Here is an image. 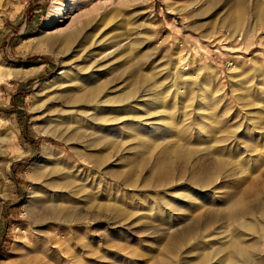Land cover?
Returning a JSON list of instances; mask_svg holds the SVG:
<instances>
[{"label":"rangeland","instance_id":"obj_1","mask_svg":"<svg viewBox=\"0 0 264 264\" xmlns=\"http://www.w3.org/2000/svg\"><path fill=\"white\" fill-rule=\"evenodd\" d=\"M206 1L0 0V264L166 259L160 240L141 223L115 224L110 213H100L95 221L65 225L54 215L61 209L59 218L90 217L103 205L131 220L164 214L180 230L187 223L180 217L194 221L211 206V232L178 253V264L192 249L210 252V243L216 255L209 264H243L234 255L243 242L257 243L249 264H264V24L255 25L245 13L235 35L222 19L238 9L207 7ZM250 1L247 11L261 0ZM76 29L85 32L81 42L87 50L77 42L61 52L62 38ZM175 64L184 77L173 75ZM128 67L143 85L131 102L95 112L91 105L70 104ZM125 92L126 84L116 80L102 96ZM222 126L233 130L236 143L215 189L202 191L201 199L194 196L180 164L173 166L170 184L142 189L159 148L178 143L192 153L209 151L212 139L224 135ZM75 133L81 138L72 145L67 139ZM101 157L95 168L90 161ZM138 161L147 166L135 167ZM132 165L137 190L106 180L107 174L127 175ZM184 196L191 198L187 212L172 205L184 202ZM255 223L259 229L251 228Z\"/></svg>","mask_w":264,"mask_h":264},{"label":"bare ground","instance_id":"obj_2","mask_svg":"<svg viewBox=\"0 0 264 264\" xmlns=\"http://www.w3.org/2000/svg\"><path fill=\"white\" fill-rule=\"evenodd\" d=\"M248 2L250 3L251 1L250 0H207L206 1V5H207V7H218V6L222 5L223 7H228L229 11L231 9L237 8L238 9V13H233V12L230 11V12L227 13V15L224 17V19H222V21H226L225 27H228L230 29V31H232L234 34L237 33L239 35V33H240L239 29H240V27L242 25V21H243L242 20L243 19V14H245V13H248V12L251 13V17H252V20H253L255 25L264 24V0L253 2L252 6H251V8H252L251 11L250 10L247 11ZM104 18H106V17H104ZM101 24H102V22H101ZM85 27H86V25H85ZM231 27L234 28V29H232ZM78 29H76L73 32H70V33L66 34L62 38L61 44H63V49H61V52L62 51L66 52L65 50L67 48H69L70 45L77 44V42H79V44H78L79 45V49L83 48L82 46H84V42L85 41L81 42V40L85 38V37H83V35H85V32H83L82 29H80V30H78ZM83 29H84V27H83ZM135 44H136V42H134L133 45H135ZM86 50H87V48H86ZM123 50L124 49L119 50L118 53L120 51L122 52ZM175 68H176V71L173 73V75L177 76L178 78L184 77V75H180V74L177 73V70L179 68L178 64H175ZM61 73L67 74L68 71L65 70V71H63ZM62 80H63V78H62ZM116 80H120V81L122 80L126 84V92L123 95L114 96L112 98H108L107 97L108 99H105L102 96L103 88H104V90H105V88L107 89V85L115 83ZM143 81H144V83H148L149 82V80H147V81L143 80ZM140 83H141L140 78H138L137 75L134 74V72H130V69L128 67V68H125V70L122 73H121V71H119L113 77H111L107 81V83L104 84V87L103 86H102V88L101 87H97V88L96 87H91V88L87 89L86 91L77 94L74 97V99L70 101V104L72 106H75L77 104L78 105L79 104L80 105H91V107H92L91 109L94 112L97 111L98 109H100L101 107H104V106H106V107L109 106V107H112V108H116L117 106H120V104L128 103L130 100H132L133 98H137V96L140 95V91L142 89L141 87L143 86V85H140ZM137 85H139L138 88L136 87ZM82 90H83V88H82ZM142 102H143V100H142ZM149 104H151V103H149ZM144 105L145 104H143V106ZM164 109H166V108H164ZM73 111H75V110L73 109ZM165 112L167 113L168 111H165ZM170 113H172V111ZM97 117H95V118H97ZM82 118L84 119V117H82ZM170 118H173V116L170 117ZM166 119H167V117H166ZM171 120L173 121V119H171ZM100 121L101 122L98 123L99 125L103 122V120H100ZM168 121H169V119H168ZM141 122H143V121H141ZM98 124H97V126H98ZM108 125H111V124H108ZM169 125H170V129H171L170 131H172L171 126H173V125H171V124H169ZM169 125H167V126H169ZM221 125H223V124H221ZM160 127H162V126H160ZM147 128H149V127H147ZM176 128H175V130H176ZM79 129H80V126H79ZM107 129H109V128H107ZM223 129H224V135L222 137L220 136L221 138H213V139L211 138L212 139V141H211L212 144L209 145V147H208L209 151L208 150L207 151L206 150H202V151H198V152L192 153L190 150L184 149L178 143L166 144V146H163L162 148H159L158 149L159 158H157L156 161L153 163V165H151L150 168L148 169V177L146 179H144L143 181H141L142 189L146 188V186L148 188H151V189L152 188H157V184H162L163 186L167 185V184H170L172 179H173L172 168H173V166L175 164H180V166L182 167L181 170H180V173L186 174L188 172L186 181L189 184H192V186H193L192 193L197 198L201 199V192L202 191H209L210 189H215L216 181L219 178V174L221 173L222 169H224L225 166L228 164L229 160L232 159V155L230 154V151H231L232 147H234V143H236V141H235L236 138H234L235 136L233 135L234 134L233 130H231V128H229L228 126H222V130ZM173 130H174V128H173ZM219 131H220V129H219ZM112 132H114V131H112ZM178 132H180V130ZM178 132H177V134H178ZM217 132H218V130H217ZM147 133H149V132H147ZM157 133H159V132H157ZM171 133H174V131H172ZM132 134L135 135V133H132ZM182 135H184V133ZM172 137H176V136H172ZM181 137L177 136L176 138L180 142L185 141L184 138L183 137L181 138ZM80 138H81L80 134L79 133H75V134L69 136L67 141H70L71 142L70 144L73 145V143L76 142L77 140H80ZM185 138L189 139L186 136H185ZM209 138H210V136H209ZM144 139H145V137H144ZM169 139H171V136H170ZM186 141L188 142V140H186ZM71 148L74 149V147H72V146H71ZM114 148H116V146H114ZM194 157L196 159V162L192 163ZM206 158L207 159H212V161L208 163L205 160ZM90 159L91 158H89V160ZM118 160L121 162L122 161L121 157H119ZM86 161H87V159H86ZM102 161H104L103 157L95 159L93 161H90V163H93L95 168H99L101 163H102ZM134 165H135V167H144L145 168L147 166V163L145 161H138ZM134 169L135 168L132 165L130 167L131 171L127 175H122V174H117V173H112V175L107 174V179L106 180L118 181V182H120L123 185L125 190L129 189V188H132L135 191V190H137L136 184H137L138 180H137V178H135V176H134V174L132 172V171H134ZM100 178H99L98 181H100ZM101 181H103V180H101ZM99 184H105V183L100 182ZM183 199H184V202H180L179 203L177 201L176 202L174 201L173 203H175V205L172 204V203H170V204H172L175 207L176 206H180L179 208H182L181 210H184V211L187 212V211H189V207H188L189 205H186V203L190 204V202H191L190 199L191 198H190V196H184ZM178 200H179V198H178ZM151 204L152 203H150V205ZM152 206H150L147 209V210H149V213H151L150 210L152 209ZM173 206H172V208L175 209V207H173ZM176 208H178V207H176ZM60 210L61 209L54 210V215H56V219L59 222H61V224H65V225H68L71 222H78V221H81V220L95 221L94 218H96L98 215L100 216V213L101 214L110 213L112 216H114V218H116L115 224H121V222L129 221V223H128L129 224L128 227H129V226H134L137 223H141L143 228L150 229L151 233H153L155 236H157V238L160 240L161 245H162L161 253L166 256L165 260L164 259H159L158 260L159 262H156L155 264H163V262H165V261H166L165 264H176V263L178 264L179 262H181V258L177 254L178 253L180 254L184 248H186V249L190 248L191 249V247L196 246V244H192V243H193V241L195 242L196 240H199L200 237L202 236L201 234H206V235L209 234V232H211V228L213 226V224H212L213 223V219L215 218L213 209H212L211 206H209L207 209H205L203 211V213H201V215H199V216L197 215L198 217L196 219H194V221L191 220L188 217H180L182 219L185 218V220H187V223H186L185 227L182 230H180V229H174V228L177 227V225H170L167 222V221H169L170 217L169 218L165 217L164 214H163V216H159V215H153L151 213L152 215L148 214L147 216H142V217L138 216L137 218L131 220L132 219L131 215L125 214L121 210H111L108 205H103V206H100L96 210V213L90 214L91 215L90 217L88 215L78 213L76 215L65 214V215H62L59 218L58 216L60 214ZM38 214H39V211H38ZM41 218H42V215L41 214L38 215V219H41ZM183 222H184V220H183ZM258 224H256V223L252 224L251 228H253V229L258 228V226H259ZM199 229H201V230H200V232H198L199 233L198 234L197 231ZM239 240L241 241V239H239ZM228 242H230V241H228ZM238 243H242V242H236V244H238ZM256 244L257 243L249 245V244H246V243L244 244V242H243L242 245L238 246L235 249V252H234V255L237 257L238 262L240 261L243 264H249L250 259L253 257L254 252H255V250L257 248ZM209 246H210V252H198V253H196V251L193 252L192 251L193 249H192L191 251L188 250L189 253L186 254L185 253L186 250H185L184 253L186 254V257H187V255L191 256V257H189L188 259H184L185 260L184 264H209L213 260V258H215V255H216V250H214L215 248L213 247V244L210 243ZM225 248H227V247H225ZM219 249H220V247H219ZM217 250H218V248H217ZM206 251H208V250H206ZM229 255L230 254H228V256ZM221 257H223V255ZM224 259H223V261H224ZM161 261H163V262H161ZM219 261H220V259H219ZM223 261H221L219 263H222Z\"/></svg>","mask_w":264,"mask_h":264}]
</instances>
